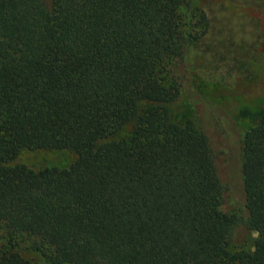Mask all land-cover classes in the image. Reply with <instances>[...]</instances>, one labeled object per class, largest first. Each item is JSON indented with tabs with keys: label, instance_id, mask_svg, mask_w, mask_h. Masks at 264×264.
<instances>
[{
	"label": "trees",
	"instance_id": "1",
	"mask_svg": "<svg viewBox=\"0 0 264 264\" xmlns=\"http://www.w3.org/2000/svg\"><path fill=\"white\" fill-rule=\"evenodd\" d=\"M207 26L187 0H0V264H264V110L240 112L244 216L170 111ZM237 226L251 251L228 250Z\"/></svg>",
	"mask_w": 264,
	"mask_h": 264
},
{
	"label": "rangeland",
	"instance_id": "2",
	"mask_svg": "<svg viewBox=\"0 0 264 264\" xmlns=\"http://www.w3.org/2000/svg\"><path fill=\"white\" fill-rule=\"evenodd\" d=\"M207 18L206 33L188 48L189 76L183 80L173 116L191 119L208 137L220 182L227 188L220 207L224 213L244 216L240 177V137L249 125L242 110H264V0L250 5L236 0H187ZM68 152H21L16 161L31 168L61 166ZM256 234L237 226L230 252L251 251ZM32 264H42L23 249Z\"/></svg>",
	"mask_w": 264,
	"mask_h": 264
}]
</instances>
